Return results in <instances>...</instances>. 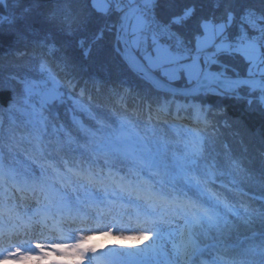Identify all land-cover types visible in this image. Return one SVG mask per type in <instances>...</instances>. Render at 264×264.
Here are the masks:
<instances>
[{"label": "trees", "instance_id": "16d2710c", "mask_svg": "<svg viewBox=\"0 0 264 264\" xmlns=\"http://www.w3.org/2000/svg\"><path fill=\"white\" fill-rule=\"evenodd\" d=\"M131 2L123 0V8ZM113 7L99 10L91 0H0L3 166L37 176L55 169L72 183L87 180L89 170L97 178L109 170L142 178L202 210L189 227L199 264H264V92L238 86L237 93L211 87L190 98L161 93L117 52L120 11ZM250 9L264 18V0L153 1L156 20L173 33L162 39L171 49L176 39L194 49L205 20L227 21L223 33L231 41L237 18ZM54 11L72 17L59 20ZM213 55L242 76L257 74L239 52ZM44 78L61 91L51 104L30 93L29 83ZM126 126L144 140L151 160L103 146Z\"/></svg>", "mask_w": 264, "mask_h": 264}, {"label": "clouds", "instance_id": "9594fccd", "mask_svg": "<svg viewBox=\"0 0 264 264\" xmlns=\"http://www.w3.org/2000/svg\"><path fill=\"white\" fill-rule=\"evenodd\" d=\"M128 171L132 176L137 175L133 167ZM89 174L96 180L86 182L102 191L106 197L108 193L112 196L127 193L136 196L142 204L128 208L117 200L106 199L102 206L89 203L83 205L84 211L77 209L74 213H69L64 203L67 198L64 190L67 189L74 195L78 188L70 180L62 179L55 169H42L39 177H30L15 169L0 166V253L7 255L21 249L23 253L43 256L48 251L53 252V256L47 259L23 264H98L97 256L91 251L83 252V259L68 261L63 258L74 256L71 248L61 251L52 246L76 245L89 235L93 240L99 241L100 234L105 231H121L122 228L118 227L115 220L117 215L139 218L135 230L142 231L146 228L143 221L151 214L160 217L162 214L182 215L190 212L194 216L202 211L195 204L183 201L175 194L169 195L162 186L142 178L126 179L111 170L100 178H97L98 172L93 174L89 170ZM79 190H84L83 184H79ZM152 196L161 199H154ZM78 203L82 204L79 198ZM177 208L180 209L179 213ZM37 245L42 247L38 248ZM0 264L6 262L0 259Z\"/></svg>", "mask_w": 264, "mask_h": 264}, {"label": "rangeland", "instance_id": "374dc122", "mask_svg": "<svg viewBox=\"0 0 264 264\" xmlns=\"http://www.w3.org/2000/svg\"><path fill=\"white\" fill-rule=\"evenodd\" d=\"M134 1L137 0H132V2ZM91 2L96 9L104 11L113 4V9L119 10L123 0H91ZM147 6L148 8L150 7L153 9V1H148ZM61 11H54L52 14L57 19L64 21H67L72 17L71 13L64 11L63 14ZM257 12L259 11L257 10ZM145 19L146 17L144 16V13H142V8L140 6L139 10L131 20L129 33L132 46L143 56L148 67L152 70H157L169 81H173L180 76H184L186 81L195 80L202 67L200 61H191V56L187 52L182 51V53L179 54L177 51H174V49L176 50L174 46L171 45L174 48L171 49L170 46H168V43L164 40L158 39L152 35L149 37H143L141 31ZM227 23V21H203L202 33L198 35L195 40L196 50H206L210 47L214 48V50L235 49V52L242 53L245 59L249 61L248 70L250 73L264 74V57L262 52H260V43H258V41L248 40L245 42H235V44H233L225 38V34L223 33ZM109 25L110 24L107 25L106 21H104L103 26L106 30L111 29V26ZM182 41L185 42L184 40ZM246 42L251 46V52H249L248 49L240 48V45ZM177 58L186 61L181 63L177 61ZM195 60H197V58ZM49 80L48 78H44L40 81L30 82L31 96L39 98L40 92L50 85L56 90H59L57 83L53 81L51 84H48ZM102 143L107 149H121L128 154L141 152V154L144 153L148 157V154L145 153L147 151L145 150L144 142L134 130L131 129V127H122L118 134L106 137ZM190 148L191 147L189 146V149ZM149 155L151 156V154ZM76 185L78 190L74 195L70 191L65 190L66 192H69L66 202L73 206L72 213L77 209L84 211L85 209L83 205L89 203L102 206V202L100 201L104 195L102 194V191H99L98 189L90 191L87 189V186H84V190L81 191L79 190V184L76 183ZM123 197L125 199L118 197L117 201L128 206V208L140 206L142 204L141 201L136 200L135 198L130 200L129 198H126V196ZM78 198L82 201V204L78 203V201L74 202L72 200ZM85 200L88 202H85ZM177 212L179 213L180 211ZM138 222L139 218L132 219L124 217V221L118 225V227L122 228L121 231H108L110 235L100 234L99 241L100 244L103 245V249L109 248L110 245L115 246L119 251L117 257L108 254L105 258V260H107L106 264H196L197 256H195L196 254L194 252V240L189 231L190 222L193 223L195 221L190 212L183 213L182 215L162 214L160 217L151 214L147 220L143 221L146 228L149 230L148 234L150 239L148 240L139 239V235L143 232L135 230ZM158 229L160 231L159 233L157 232ZM121 233L136 236L137 239L135 241L120 240L117 237ZM70 258L72 261H76L77 259L75 256H70Z\"/></svg>", "mask_w": 264, "mask_h": 264}, {"label": "water", "instance_id": "95a60500", "mask_svg": "<svg viewBox=\"0 0 264 264\" xmlns=\"http://www.w3.org/2000/svg\"><path fill=\"white\" fill-rule=\"evenodd\" d=\"M148 1L150 0L134 1L119 13L115 24V48L127 66L153 88L161 93L182 98H190L211 87H216L225 92L237 93L236 87L246 86L250 89L264 92L263 75L242 76L236 68L222 62L217 55L209 57L197 78L186 85L174 84L148 67L145 60L140 57L132 46L129 33L133 16L137 13L140 6L145 5ZM133 54L136 59L130 63L129 61ZM140 66H142L143 70H140ZM60 96V91L56 90L52 85L40 92L41 101L47 104L59 99Z\"/></svg>", "mask_w": 264, "mask_h": 264}, {"label": "built area", "instance_id": "2783aa9c", "mask_svg": "<svg viewBox=\"0 0 264 264\" xmlns=\"http://www.w3.org/2000/svg\"><path fill=\"white\" fill-rule=\"evenodd\" d=\"M147 5L148 4L141 6L142 13H144V16L146 17L141 31L142 35L147 36L148 34H153L158 38L172 39V37H174L173 33L167 26L156 20L153 9L150 7L148 8ZM248 40L258 41V43L263 46L262 54H264V18L262 14L255 9L247 10L237 18L236 32L233 35L231 42L235 44V42H244ZM174 42L176 50L173 49L179 54L182 53V51L187 52L191 56V59L199 58L202 55V52L193 51L192 48L181 39H176Z\"/></svg>", "mask_w": 264, "mask_h": 264}, {"label": "snow or ice", "instance_id": "6c2138e0", "mask_svg": "<svg viewBox=\"0 0 264 264\" xmlns=\"http://www.w3.org/2000/svg\"><path fill=\"white\" fill-rule=\"evenodd\" d=\"M240 48L241 49H248L249 52L252 51L251 46L247 42L244 44H241ZM135 59H136V57L133 54L131 56L129 62L132 63L135 61ZM140 70H143L142 66H140ZM71 171H73L74 175H77V176L82 175V173H80L77 170H71ZM86 179L90 183L95 182V180H96V178L90 174L86 176ZM138 195H139V193H138ZM152 198L161 199V198L155 197V196H152ZM203 212H204V215L208 216L209 219H212L211 214L207 210H203ZM193 219L196 223H199L200 218L198 215H194ZM102 235H110V233L108 231H105L102 233ZM117 238L120 240H129V241H135L137 239L136 236L126 235L123 233H121ZM139 239L140 240H148V239H150V236L148 233H141L139 235ZM37 247L41 248L42 246L37 245ZM52 247L54 249L55 248L61 249V251H64V250L71 248L72 252L74 253V256L77 259H83V252H85V251H91L96 256H99L100 252L103 250V245H101L99 242L93 240L91 235L84 237L76 245H71V246L70 245H53ZM51 256H53V252H51V251L46 252L45 255H43V256H37V255H33L31 253H23L21 249H17L15 251L9 252L7 255H3L2 253H0V259H3L6 262V264H23V262L32 261V260H44V259H47L48 257H51ZM98 264H105V261L102 258H100V259H98Z\"/></svg>", "mask_w": 264, "mask_h": 264}, {"label": "bare ground", "instance_id": "6f19581e", "mask_svg": "<svg viewBox=\"0 0 264 264\" xmlns=\"http://www.w3.org/2000/svg\"><path fill=\"white\" fill-rule=\"evenodd\" d=\"M68 195V194H67ZM65 206H66V211H68L69 213H72L73 211V206L70 204V203H65ZM143 233H149V230L148 228H145V230H142ZM157 232L159 233V229L157 230Z\"/></svg>", "mask_w": 264, "mask_h": 264}]
</instances>
